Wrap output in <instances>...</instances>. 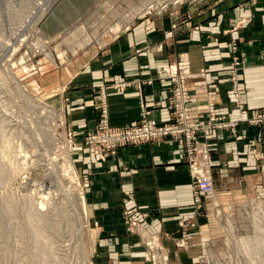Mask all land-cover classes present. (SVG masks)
Instances as JSON below:
<instances>
[{
    "label": "crops",
    "instance_id": "crops-1",
    "mask_svg": "<svg viewBox=\"0 0 264 264\" xmlns=\"http://www.w3.org/2000/svg\"><path fill=\"white\" fill-rule=\"evenodd\" d=\"M99 1L56 0L39 22L41 35L60 47L62 35ZM231 39L238 40L237 81L242 88L238 101L245 113H240L228 85ZM62 65L66 73L58 78L61 91L56 100L75 141L73 163L83 181L92 264H143V246L125 224L130 209L132 218L160 237L169 250V264H195L190 252L173 249L180 222L193 224V241L198 243L215 239L219 230L211 212H199L193 205L191 179L178 141L124 145L99 160L82 152L81 140L98 124L100 88L107 93L111 126L134 121L141 97L151 106V118L166 121L168 65L198 73L186 81L194 97L190 104L194 118L204 111L208 95L215 109L232 119H245L264 107V0H198L141 16L102 44H86ZM120 81L130 84L112 87ZM207 144L219 206L226 210L254 197L264 203V125L239 122L230 130L212 132ZM140 211L146 213L143 219Z\"/></svg>",
    "mask_w": 264,
    "mask_h": 264
},
{
    "label": "rangeland",
    "instance_id": "rangeland-1",
    "mask_svg": "<svg viewBox=\"0 0 264 264\" xmlns=\"http://www.w3.org/2000/svg\"><path fill=\"white\" fill-rule=\"evenodd\" d=\"M55 1L0 0V264H92L90 223L87 214L88 224L83 222L77 200L80 195L84 197V189L73 163L75 141L56 100L61 91L58 78L66 73L62 63L91 41L102 44L106 37L141 16L198 0H100L87 17L62 35L60 47L49 43L39 31L40 20ZM19 14L21 18L16 19ZM233 41L229 40V56ZM43 44L50 56L42 49ZM230 66L231 57L227 75ZM39 101L60 113L62 124ZM236 105L240 113L246 112L244 105ZM261 109L264 107L245 119L220 116L257 126L260 124L249 120ZM86 149L82 150L85 154ZM255 198L260 199L254 197L226 210L218 203L217 207L205 203L201 210L212 213L219 234L198 243L193 241V224L180 227V234L185 232L187 239L181 246L173 241V249L190 252L195 264H264V214L255 213ZM33 212L39 213L40 220H30ZM35 227L42 236L40 253L35 249ZM166 253L169 264L168 249Z\"/></svg>",
    "mask_w": 264,
    "mask_h": 264
},
{
    "label": "built area",
    "instance_id": "built-area-1",
    "mask_svg": "<svg viewBox=\"0 0 264 264\" xmlns=\"http://www.w3.org/2000/svg\"><path fill=\"white\" fill-rule=\"evenodd\" d=\"M235 41L232 42L231 66L227 79L236 103L239 104L238 95L242 88L238 84L237 73L241 68V62ZM164 71L171 80L167 97L169 118L166 121H156L151 118V106L141 97L139 98L138 116L134 121L126 126H111L107 112V93L105 89L100 88L97 93L98 124L92 132L85 134L82 147L87 148V155L92 153L96 159L100 160L103 159L106 152L114 153L118 147L124 145L161 139L178 141L191 179L193 205L197 206L198 209H202L205 203H213L217 207V202H214L215 189L211 177V159L207 135H210L216 129H232L238 122L220 116L221 114L215 109L212 95H208L206 98L204 113L202 112L197 119L191 120L190 104L194 97L187 90L186 81L198 73L190 72L188 68L177 70L172 66L165 67ZM199 73H202V71ZM129 84V81H120L112 87L123 88ZM255 112V116H252L249 122L262 125L264 123V110L261 109ZM246 123L248 122L246 121ZM131 214V209L126 211L125 224L129 232L139 235V240L144 246L145 263L166 264L167 249L161 243L160 237L143 228L141 220L132 218ZM139 215L143 219L146 213L140 211ZM180 226L186 227L187 224L180 222ZM186 239L187 236L183 232L178 238L172 240L175 244L179 243L181 246L186 242Z\"/></svg>",
    "mask_w": 264,
    "mask_h": 264
},
{
    "label": "bare ground",
    "instance_id": "bare-ground-1",
    "mask_svg": "<svg viewBox=\"0 0 264 264\" xmlns=\"http://www.w3.org/2000/svg\"><path fill=\"white\" fill-rule=\"evenodd\" d=\"M21 14H19V15H17V16H15V18L16 19H19V18H21ZM44 46V47H43ZM42 49L44 50V52H45V54L46 55H48V56H50V54H49V50L45 47V45L43 44L42 45ZM39 103H40V106L41 107H44L45 108V110L46 111H48L49 113H50V115L51 114H53L54 116H56V117H58V119H59V125L60 124H62V119H61V117H59L60 116V113H59V115H58V113L57 112H55L53 109H50L48 106H46L44 103H43V105L41 104V101H39ZM47 112V113H48ZM48 113V114H49ZM58 125V124H57ZM45 135V134H44ZM2 142H3V140H2ZM8 144V143H7ZM7 147V146H6ZM20 149V148H19ZM62 149V148H61ZM57 150V149H56ZM59 150V149H58ZM19 151V150H18ZM21 151V150H20ZM19 151V152H20ZM27 155V154H26ZM55 154H53V156H54ZM24 156V155H23ZM29 156V155H28ZM27 157V156H26ZM48 158V157H47ZM24 159V158H23ZM27 159V158H26ZM30 159V158H29ZM44 162V161H43ZM47 163V162H46ZM67 167V166H66ZM76 175V174H75ZM26 187V186H25ZM81 189V188H80ZM33 190V189H32ZM30 191V190H29ZM38 193V192H37ZM40 194V193H39ZM82 194V193H81ZM42 196V195H41ZM81 196V195H80ZM80 196H78L77 197V200H78V202H79V207H80V209H81V216H82V219H83V222L84 223H86L87 221H86V219H87V216H86V207H85V202L83 201V199L82 198H84V197H80ZM37 197V196H36ZM44 197V196H43ZM39 198V197H38ZM42 198V197H41ZM40 198V199H41ZM215 199V198H214ZM39 200V199H38ZM254 200V199H253ZM253 200H251V202L253 201ZM43 201V200H42ZM38 202V201H37ZM41 202V201H40ZM39 202V203H40ZM254 203H255V209H256V214H264V203L262 202V200H260V199H256L255 198V200L253 201ZM42 203V202H41ZM40 203V204H41ZM5 206L7 207V208H9L10 207V205H9V203L8 202H6V204H5ZM39 206V205H38ZM37 206V207H38ZM34 207H35V205H34ZM74 208V207H73ZM34 210H36V209H34ZM37 212H39V211H37ZM37 212H33L31 215H30V220L31 221H38V220H40V216H39V213L37 214ZM43 216H41V218H42ZM80 217V216H79ZM81 218V217H80ZM86 224H88V223H86ZM79 225V224H78ZM38 228L37 227H35V229H34V232H35V238L37 239V244H36V246H37V248H35L36 250H37V252H39L40 253V250L38 249V247H39V243L40 242H42V236L40 235V233L38 232ZM81 235V234H80ZM39 240H40V242H39ZM190 240V239H189ZM42 252V251H41Z\"/></svg>",
    "mask_w": 264,
    "mask_h": 264
}]
</instances>
